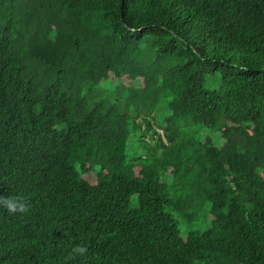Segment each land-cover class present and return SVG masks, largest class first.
Instances as JSON below:
<instances>
[{
  "label": "trees",
  "instance_id": "trees-1",
  "mask_svg": "<svg viewBox=\"0 0 264 264\" xmlns=\"http://www.w3.org/2000/svg\"><path fill=\"white\" fill-rule=\"evenodd\" d=\"M126 73L122 104L93 91ZM171 168L189 171L173 194ZM0 195L30 204L0 208V264H264V0H0ZM203 203L184 238L173 213Z\"/></svg>",
  "mask_w": 264,
  "mask_h": 264
},
{
  "label": "rangeland",
  "instance_id": "rangeland-1",
  "mask_svg": "<svg viewBox=\"0 0 264 264\" xmlns=\"http://www.w3.org/2000/svg\"><path fill=\"white\" fill-rule=\"evenodd\" d=\"M132 83V77L129 75V73H126L125 75H122L121 77H118L117 75L109 74V77L103 78L100 82L97 83L95 88L93 89L94 92L97 93L98 96H108L110 99H119L120 104L123 103V99L125 98V86L124 85H130ZM167 114V106H166V100L161 99L154 107L151 109H148V111L144 112L142 111L141 116H145L146 118H150L153 121L155 120L156 125H158L160 119H162ZM140 116V117H141ZM145 120V119H144ZM143 126L141 130H144L145 123L142 122ZM248 130L256 134L257 133V127L254 125L252 127H249ZM184 133L192 135L193 132L197 134H201L199 136L201 141H211L212 143L219 144L222 138L219 135V130L216 131L213 129V127H205L198 124H195L188 121L185 130H183ZM140 130L137 128L131 133L128 142H127V157L129 159L130 163H133L134 166L140 163L141 165L146 160L142 159L143 154H147L148 156L150 153L146 151L145 146L141 143L139 139L138 133ZM150 135V132H149ZM145 134L144 140L146 142H150L151 146L154 144L153 140H150V136ZM149 149L156 150L157 153L159 150L155 147H151ZM186 154V153H185ZM151 157H148V160H150ZM193 161H187L184 162V166H192ZM187 168V170H188ZM193 168V167H191ZM185 170L183 173L173 171V169H168L166 172L160 174V179L163 180L167 185V190L173 194L175 191H179L183 185L184 182L188 180V172ZM99 171V167H93L89 171H82L81 175L89 182L88 187L96 186L98 183L99 175L97 173ZM134 173L137 177H140L142 175V171L140 169V165L134 167ZM139 203V194L137 191H134L130 198H129V204L132 208H137ZM169 208V207H168ZM165 208V209H168ZM170 209V208H169ZM185 214L180 213H173L175 218L177 219L180 233L185 238L187 233L190 230H203L207 228L210 224L211 216L208 213L207 206L203 203L199 210H197L196 213H192V209L189 208L187 211H185ZM191 212V214L189 213ZM193 214V215H192Z\"/></svg>",
  "mask_w": 264,
  "mask_h": 264
},
{
  "label": "clouds",
  "instance_id": "clouds-1",
  "mask_svg": "<svg viewBox=\"0 0 264 264\" xmlns=\"http://www.w3.org/2000/svg\"><path fill=\"white\" fill-rule=\"evenodd\" d=\"M30 204L22 195L3 196L0 195V208L5 209L9 214H25L28 212ZM88 252L87 246L75 245L71 250V257L84 256Z\"/></svg>",
  "mask_w": 264,
  "mask_h": 264
}]
</instances>
